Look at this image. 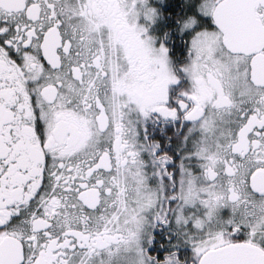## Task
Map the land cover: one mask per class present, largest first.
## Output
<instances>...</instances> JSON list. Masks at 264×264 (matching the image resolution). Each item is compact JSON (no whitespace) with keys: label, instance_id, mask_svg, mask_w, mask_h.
Returning a JSON list of instances; mask_svg holds the SVG:
<instances>
[{"label":"snow or ice","instance_id":"1","mask_svg":"<svg viewBox=\"0 0 264 264\" xmlns=\"http://www.w3.org/2000/svg\"><path fill=\"white\" fill-rule=\"evenodd\" d=\"M0 264H264V0H0Z\"/></svg>","mask_w":264,"mask_h":264}]
</instances>
